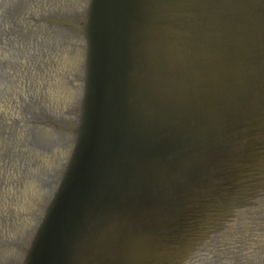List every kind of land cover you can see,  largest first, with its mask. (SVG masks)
Returning a JSON list of instances; mask_svg holds the SVG:
<instances>
[{
	"label": "water",
	"instance_id": "obj_1",
	"mask_svg": "<svg viewBox=\"0 0 264 264\" xmlns=\"http://www.w3.org/2000/svg\"><path fill=\"white\" fill-rule=\"evenodd\" d=\"M19 255L264 264V0H0V264Z\"/></svg>",
	"mask_w": 264,
	"mask_h": 264
}]
</instances>
